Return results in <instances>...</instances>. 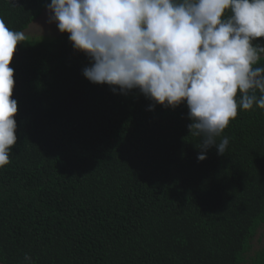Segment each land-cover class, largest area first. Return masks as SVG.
Instances as JSON below:
<instances>
[{
	"label": "trees",
	"instance_id": "obj_1",
	"mask_svg": "<svg viewBox=\"0 0 264 264\" xmlns=\"http://www.w3.org/2000/svg\"><path fill=\"white\" fill-rule=\"evenodd\" d=\"M50 2L0 0V20L25 31ZM27 37L9 65L0 264H264V109L238 110L224 155L198 161L186 105L149 110L138 90L90 82L67 33Z\"/></svg>",
	"mask_w": 264,
	"mask_h": 264
},
{
	"label": "clouds",
	"instance_id": "obj_2",
	"mask_svg": "<svg viewBox=\"0 0 264 264\" xmlns=\"http://www.w3.org/2000/svg\"><path fill=\"white\" fill-rule=\"evenodd\" d=\"M46 8L89 58L90 82L138 90L149 110L186 105L198 161L212 147L224 155L229 138H219L238 110L264 109V67H255L264 58V0H51ZM27 38L0 20V168L17 142L9 65Z\"/></svg>",
	"mask_w": 264,
	"mask_h": 264
},
{
	"label": "rangeland",
	"instance_id": "obj_3",
	"mask_svg": "<svg viewBox=\"0 0 264 264\" xmlns=\"http://www.w3.org/2000/svg\"><path fill=\"white\" fill-rule=\"evenodd\" d=\"M29 37L53 38L57 36L59 30L55 23L49 22V13L47 8L44 9L41 15L29 25L24 31ZM264 248V227L258 232L257 236L252 241V252Z\"/></svg>",
	"mask_w": 264,
	"mask_h": 264
}]
</instances>
